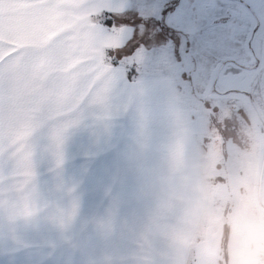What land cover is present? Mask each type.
<instances>
[{
	"label": "crops",
	"instance_id": "obj_1",
	"mask_svg": "<svg viewBox=\"0 0 264 264\" xmlns=\"http://www.w3.org/2000/svg\"><path fill=\"white\" fill-rule=\"evenodd\" d=\"M128 1L0 0V264L196 262L197 155L190 140L158 143L190 137L173 81L134 64L130 76L119 58L138 38L112 17L90 20ZM72 20L80 33L57 39L56 23ZM118 117L129 124L131 193L95 164L72 165L85 134Z\"/></svg>",
	"mask_w": 264,
	"mask_h": 264
},
{
	"label": "rangeland",
	"instance_id": "obj_2",
	"mask_svg": "<svg viewBox=\"0 0 264 264\" xmlns=\"http://www.w3.org/2000/svg\"><path fill=\"white\" fill-rule=\"evenodd\" d=\"M229 5L235 16L246 20L236 29L234 63L198 64L196 71L182 78L170 55L154 54L143 46L130 57L119 58L128 74H134L130 72L134 64L149 76L171 79L175 86L190 137L158 143L178 150L187 148L190 140L197 155L201 199L191 232L193 244L199 243L194 264L264 263V0H229ZM133 9L144 16L158 11L155 5L144 7L140 0H129L124 11L107 10L112 13L96 14L90 20L112 17L122 33L133 36ZM78 23L57 22L56 38L64 42L80 33ZM64 48L70 49L65 44ZM172 70L177 72L170 74ZM63 78L57 74V80ZM82 152L73 154L72 165L86 163L74 159Z\"/></svg>",
	"mask_w": 264,
	"mask_h": 264
},
{
	"label": "snow or ice",
	"instance_id": "obj_3",
	"mask_svg": "<svg viewBox=\"0 0 264 264\" xmlns=\"http://www.w3.org/2000/svg\"><path fill=\"white\" fill-rule=\"evenodd\" d=\"M140 3L144 7L155 5L158 11L144 16L133 9L132 38L135 40L139 35V40L129 55L141 46L154 54L168 53L182 78H188L198 64L224 66L235 62L239 43L234 38L236 29L246 20L232 13L229 0H140ZM141 27L143 32L139 31ZM258 27L253 28V35ZM251 43L249 37V45ZM117 121L107 132L86 133L87 150L74 159L86 162L81 165L85 173L95 164L101 176L109 177L110 187L119 183L122 192L131 193L134 185L128 155L129 124L123 117H118Z\"/></svg>",
	"mask_w": 264,
	"mask_h": 264
},
{
	"label": "trees",
	"instance_id": "obj_4",
	"mask_svg": "<svg viewBox=\"0 0 264 264\" xmlns=\"http://www.w3.org/2000/svg\"><path fill=\"white\" fill-rule=\"evenodd\" d=\"M112 62H114V61H112ZM130 69H131L130 72H133L134 69H133V68H130ZM131 75H133V74L131 73L130 76H131Z\"/></svg>",
	"mask_w": 264,
	"mask_h": 264
}]
</instances>
